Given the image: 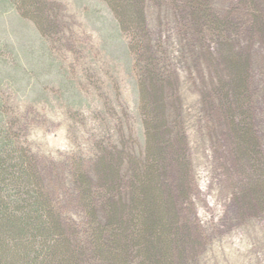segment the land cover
Returning a JSON list of instances; mask_svg holds the SVG:
<instances>
[{
  "label": "rangeland",
  "instance_id": "rangeland-1",
  "mask_svg": "<svg viewBox=\"0 0 264 264\" xmlns=\"http://www.w3.org/2000/svg\"><path fill=\"white\" fill-rule=\"evenodd\" d=\"M35 1L0 0V112L77 264H101L92 232L112 204L130 213L143 89L159 105L176 262L264 264V0H143L139 45L106 0Z\"/></svg>",
  "mask_w": 264,
  "mask_h": 264
},
{
  "label": "trees",
  "instance_id": "trees-1",
  "mask_svg": "<svg viewBox=\"0 0 264 264\" xmlns=\"http://www.w3.org/2000/svg\"><path fill=\"white\" fill-rule=\"evenodd\" d=\"M16 2L28 10L39 4L35 0ZM106 2L115 12L120 28L131 30L139 45V36L146 30L143 0ZM238 66L234 63L232 68L239 75ZM239 79L234 84L239 81L241 86L244 79ZM142 92L146 153L137 163L134 195L127 208L130 213L125 214L124 205L120 209L118 203L112 204L110 218L105 223L96 220L92 234L101 264H134L135 258L139 264H178L173 250L175 241L170 238V223L166 220L174 209L163 199L161 189L164 149L160 146L161 125L157 123L159 105L148 90ZM4 120L0 112V264H77L80 256L73 248L77 246L60 214L55 212L28 152L11 138ZM242 122L238 131L244 134ZM77 181L92 212L91 182L84 173L79 174Z\"/></svg>",
  "mask_w": 264,
  "mask_h": 264
}]
</instances>
